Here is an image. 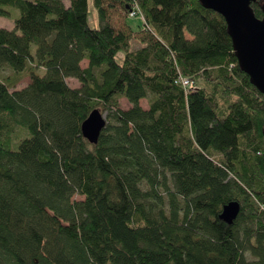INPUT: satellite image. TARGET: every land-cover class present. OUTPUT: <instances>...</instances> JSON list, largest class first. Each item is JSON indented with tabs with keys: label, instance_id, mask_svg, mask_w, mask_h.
Returning <instances> with one entry per match:
<instances>
[{
	"label": "trees",
	"instance_id": "trees-1",
	"mask_svg": "<svg viewBox=\"0 0 264 264\" xmlns=\"http://www.w3.org/2000/svg\"><path fill=\"white\" fill-rule=\"evenodd\" d=\"M68 1L0 0V264H264V95L224 17L200 0H93L91 28L88 0ZM116 5L141 12L140 48L111 25ZM95 109L109 121L92 145Z\"/></svg>",
	"mask_w": 264,
	"mask_h": 264
},
{
	"label": "water",
	"instance_id": "water-1",
	"mask_svg": "<svg viewBox=\"0 0 264 264\" xmlns=\"http://www.w3.org/2000/svg\"><path fill=\"white\" fill-rule=\"evenodd\" d=\"M204 7L222 15L228 25L234 51L239 66L247 74L252 84L264 95V4L263 18L259 19L252 10L256 0H200ZM107 126L104 114L93 110L82 123L83 137L92 145H97ZM240 212V205L231 202L224 207L221 218L233 222Z\"/></svg>",
	"mask_w": 264,
	"mask_h": 264
},
{
	"label": "rangeland",
	"instance_id": "rangeland-1",
	"mask_svg": "<svg viewBox=\"0 0 264 264\" xmlns=\"http://www.w3.org/2000/svg\"><path fill=\"white\" fill-rule=\"evenodd\" d=\"M66 5H70V2L67 0ZM107 11L109 12V21L111 25L116 29V31H130L129 34L132 36L131 40V48L132 49H137L141 47V43L139 42L140 40L138 39L137 36H139L137 33L141 30L143 27V21L144 18L142 17V14L139 10H137L138 15L137 17H130L128 18V14L126 11L121 7V6H114V7H107ZM136 12V11H135ZM128 18V19H127ZM126 19H127V25H126ZM88 24L91 28H98L99 27V18H98V12L94 7L93 0H88ZM0 28H5V29H12L13 28V21L9 18H4L0 17ZM132 30V31H131ZM134 32V34L132 33ZM88 61L85 60L82 62V67L87 68L88 67ZM7 71L0 73V77H4L7 75ZM27 80L23 82V84L20 87H23L27 84ZM67 82L69 86L72 88H79L81 85L80 83L73 78L67 79ZM197 83V82H196ZM188 92V91H187ZM141 106L145 109L148 108L149 105V99H144L141 101ZM120 105L122 109H129L131 107L130 103L126 99H121L120 100ZM104 116L106 117V120L109 121L108 113L106 111H102ZM84 198L80 195H76L74 197V200H83Z\"/></svg>",
	"mask_w": 264,
	"mask_h": 264
},
{
	"label": "built area",
	"instance_id": "built-area-1",
	"mask_svg": "<svg viewBox=\"0 0 264 264\" xmlns=\"http://www.w3.org/2000/svg\"><path fill=\"white\" fill-rule=\"evenodd\" d=\"M180 85L184 88L185 91L194 90L197 88L195 81H193L189 77H184L182 75H180Z\"/></svg>",
	"mask_w": 264,
	"mask_h": 264
},
{
	"label": "bare ground",
	"instance_id": "bare-ground-1",
	"mask_svg": "<svg viewBox=\"0 0 264 264\" xmlns=\"http://www.w3.org/2000/svg\"><path fill=\"white\" fill-rule=\"evenodd\" d=\"M135 14L137 15L136 12H132V13H131V16H132V17H135V16H136Z\"/></svg>",
	"mask_w": 264,
	"mask_h": 264
},
{
	"label": "crops",
	"instance_id": "crops-1",
	"mask_svg": "<svg viewBox=\"0 0 264 264\" xmlns=\"http://www.w3.org/2000/svg\"><path fill=\"white\" fill-rule=\"evenodd\" d=\"M69 6V5H68Z\"/></svg>",
	"mask_w": 264,
	"mask_h": 264
}]
</instances>
